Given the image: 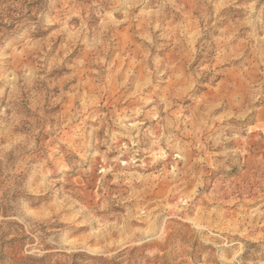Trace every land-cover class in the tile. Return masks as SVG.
Wrapping results in <instances>:
<instances>
[{
  "label": "rangeland",
  "instance_id": "1",
  "mask_svg": "<svg viewBox=\"0 0 264 264\" xmlns=\"http://www.w3.org/2000/svg\"><path fill=\"white\" fill-rule=\"evenodd\" d=\"M0 264H264V0H0Z\"/></svg>",
  "mask_w": 264,
  "mask_h": 264
}]
</instances>
